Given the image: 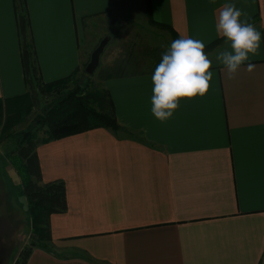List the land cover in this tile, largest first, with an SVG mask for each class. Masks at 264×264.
<instances>
[{
    "label": "crops",
    "instance_id": "obj_1",
    "mask_svg": "<svg viewBox=\"0 0 264 264\" xmlns=\"http://www.w3.org/2000/svg\"><path fill=\"white\" fill-rule=\"evenodd\" d=\"M115 2L0 0V101L28 90L22 9L39 75L52 82L89 61ZM143 2L151 24L202 40L213 61L226 47L214 25L229 0ZM231 2L262 34L251 72L227 79L214 61L208 92L182 99L161 123L150 112L153 72L119 71L105 80L119 131L94 128L36 146L42 181H64L67 208L49 216V252L33 248L26 264H264V0ZM6 160L0 155V179L19 178ZM25 246L9 261L0 243V264H14Z\"/></svg>",
    "mask_w": 264,
    "mask_h": 264
},
{
    "label": "rangeland",
    "instance_id": "obj_2",
    "mask_svg": "<svg viewBox=\"0 0 264 264\" xmlns=\"http://www.w3.org/2000/svg\"><path fill=\"white\" fill-rule=\"evenodd\" d=\"M102 19L103 24L96 29L98 35L94 48L104 37H109V42L100 56L98 67L91 75L85 73L83 66L80 67L65 90L72 89L75 84L86 88L87 83L90 90L106 89L107 75L119 71L153 72L162 52L175 40L162 28L149 22L143 0H116L112 12ZM51 99V95H44L36 99L23 97L0 102L3 122L0 126V155L5 165L7 155L16 151L24 132L35 133L37 142L45 136L44 128L35 127L33 120L42 114ZM19 178L2 172L0 179V232L5 228L7 233L1 236L0 243L4 245V255L8 254L9 261L24 242L29 245L34 240L27 227L28 216L23 208L24 196Z\"/></svg>",
    "mask_w": 264,
    "mask_h": 264
},
{
    "label": "trees",
    "instance_id": "obj_3",
    "mask_svg": "<svg viewBox=\"0 0 264 264\" xmlns=\"http://www.w3.org/2000/svg\"><path fill=\"white\" fill-rule=\"evenodd\" d=\"M18 30L24 80L28 88L19 98L52 96L42 114L33 120L35 127L44 128L45 136L37 142L35 133L24 132L16 151L12 153L14 155H9L10 164L21 179L22 191L27 199L26 210L30 218L31 236L34 239L20 250L14 264H26L33 248L38 247L49 252L43 245L50 240L49 216L65 212L67 208L64 181H42L36 146L94 128L117 132L121 127L115 116L113 101L106 89L90 90L87 89V83L86 88L75 84L72 89L65 90L79 71L78 68L68 76L52 82H43L39 75L33 40L29 34V21L24 9L18 14ZM172 36L175 40L178 39L174 37L176 35Z\"/></svg>",
    "mask_w": 264,
    "mask_h": 264
},
{
    "label": "clouds",
    "instance_id": "obj_4",
    "mask_svg": "<svg viewBox=\"0 0 264 264\" xmlns=\"http://www.w3.org/2000/svg\"><path fill=\"white\" fill-rule=\"evenodd\" d=\"M214 2V0H213ZM242 11L234 2H226L215 22L216 35L226 47L218 49L215 64L225 71L227 79H233L244 67L251 72V57L258 53L262 34L247 19H241ZM205 43L191 37L173 40L162 52L160 62L152 76L151 115L161 123L173 117L182 99L203 97L213 79V59L205 53Z\"/></svg>",
    "mask_w": 264,
    "mask_h": 264
},
{
    "label": "water",
    "instance_id": "obj_5",
    "mask_svg": "<svg viewBox=\"0 0 264 264\" xmlns=\"http://www.w3.org/2000/svg\"><path fill=\"white\" fill-rule=\"evenodd\" d=\"M108 42H109V37H104L99 41L98 45L93 49V51L90 54L89 61L84 67V71L86 74L91 75L94 73V71L99 65L100 56L102 55Z\"/></svg>",
    "mask_w": 264,
    "mask_h": 264
}]
</instances>
